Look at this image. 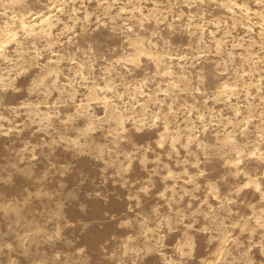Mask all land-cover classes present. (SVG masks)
<instances>
[{"label":"rangeland","instance_id":"rangeland-1","mask_svg":"<svg viewBox=\"0 0 264 264\" xmlns=\"http://www.w3.org/2000/svg\"><path fill=\"white\" fill-rule=\"evenodd\" d=\"M161 236L264 260V0H0V264H161Z\"/></svg>","mask_w":264,"mask_h":264},{"label":"clouds","instance_id":"clouds-1","mask_svg":"<svg viewBox=\"0 0 264 264\" xmlns=\"http://www.w3.org/2000/svg\"><path fill=\"white\" fill-rule=\"evenodd\" d=\"M246 244L247 247L244 249L245 256H247L249 253H252L254 249L258 248L259 255L261 257H264V239H260V240L249 239L246 241ZM7 247L11 249V245H8ZM194 247L195 245L192 242L191 238L187 237V239L183 244L174 246L173 255L168 256L165 253L164 237L161 236L159 240L156 241L153 250L161 255L162 257L161 264H187V259L191 258L192 250ZM8 264H17L16 258L9 257ZM247 264H264V260H260L259 262H256L254 258H249Z\"/></svg>","mask_w":264,"mask_h":264}]
</instances>
